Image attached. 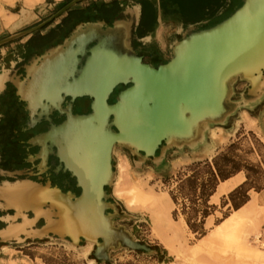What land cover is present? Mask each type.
<instances>
[{
  "label": "water",
  "instance_id": "water-1",
  "mask_svg": "<svg viewBox=\"0 0 264 264\" xmlns=\"http://www.w3.org/2000/svg\"><path fill=\"white\" fill-rule=\"evenodd\" d=\"M80 1L71 0L44 23L1 40L0 46L41 29ZM136 5L137 18L132 15L133 6L123 11L130 18L111 25L104 21L76 25L61 43L33 57L22 79H10L16 96L26 103L30 127L41 117L50 121L53 110L65 112L62 123L52 124L32 143L44 149L46 143L56 146L81 189L74 196L49 183L34 182L61 196L63 209L70 211L76 226L73 235L47 232L32 239L53 235L80 249L91 243L89 255L98 264H112L110 253L119 250L163 254L117 224L131 216L117 212L105 189L114 180V147L123 146L140 160L153 161L161 160L172 147L195 149L211 126L222 125L237 108L230 100L236 80L248 83L249 96L264 94V89L252 93L251 85V79L264 77V0H240L228 16L207 27L188 25L170 46V58L156 66L145 63L131 45L132 28L140 19L141 7ZM122 24L127 30L120 29ZM14 81L21 84L23 92ZM119 86L125 88L109 103ZM66 96L72 100L88 97L90 112L72 114L70 106L63 111ZM43 208L59 219L64 213L48 201ZM45 227L44 221L35 231L42 232Z\"/></svg>",
  "mask_w": 264,
  "mask_h": 264
},
{
  "label": "rangeland",
  "instance_id": "rangeland-1",
  "mask_svg": "<svg viewBox=\"0 0 264 264\" xmlns=\"http://www.w3.org/2000/svg\"><path fill=\"white\" fill-rule=\"evenodd\" d=\"M65 1L0 0V41L44 23L62 8ZM90 2L93 0H84L74 7H84ZM120 2L124 10L136 5L135 0ZM228 15H220L205 27ZM197 28L201 27L197 25ZM185 30L186 27L175 20L162 19L159 15L146 40L168 60L170 46ZM25 40L6 43L0 48V73H10ZM248 88V83L239 79L232 84L230 100L237 108L222 125L211 126L195 149L172 147L164 152L161 160L153 161L140 160L123 146L114 147V180L106 190L117 212L131 216L117 220V224L125 226L136 240L163 254L119 250L110 253L112 264H264V194L257 195L264 191V94L253 98L248 95ZM227 159L239 163L243 174L249 176L244 189L250 188L248 192L253 203L234 227L221 233L212 245H208L210 247L200 248L202 237L214 232L226 218L236 215L229 197L220 203L213 198L212 201L218 203L216 206L204 203L200 198V184L208 181L210 173L215 172V162L230 170L231 163ZM135 186L140 189L142 201L128 206L116 190ZM236 200L239 201V197ZM159 206L163 213L157 217L155 213ZM0 210L8 211L1 207ZM203 210L209 214L206 218H203ZM31 215V212L27 213L29 218ZM2 220L9 222L5 218ZM43 225L42 219L33 228ZM188 226H203L205 234L200 236L199 231L193 232ZM2 243L6 245L0 247V264L96 263L89 255L91 245L81 250L53 235L42 240L24 238ZM242 244L246 248H242ZM254 253L262 258H256Z\"/></svg>",
  "mask_w": 264,
  "mask_h": 264
},
{
  "label": "flooded vegetation",
  "instance_id": "flooded-vegetation-1",
  "mask_svg": "<svg viewBox=\"0 0 264 264\" xmlns=\"http://www.w3.org/2000/svg\"><path fill=\"white\" fill-rule=\"evenodd\" d=\"M114 1L117 2L116 5L112 4ZM102 4L106 6L103 10H101ZM74 6L57 17L59 18L58 21H55L57 19L55 18L41 29L8 42L10 44L14 41L26 39L10 73H0V78H6L3 87L0 89V190L22 182H35L42 185L49 183L50 187L57 188L64 194L69 193L77 196L81 192V189L77 187L76 176L66 169L61 161L58 148L56 146L50 147L49 143H46V149H44L39 143H32L33 139L46 133L52 124L59 125L62 123L66 119L65 112L61 113L59 110H53L49 115L50 121L41 117L38 122L30 127V116L29 111L26 109V103L20 101L19 97L16 96V89L10 81L14 76H19L22 79L26 75V66L30 60L61 43L70 35L76 25L96 21H104L106 24L111 25L115 20L128 17L124 16L123 4L118 0H110L109 2L103 0L96 2V0H93L84 7L76 8ZM110 7L112 10L108 11L107 8ZM131 12L133 17L137 18L139 14L138 5H134ZM209 23V21H204L197 25L205 27ZM137 28L138 25L133 26L131 31L133 50L139 56H142L145 63L154 66L165 63L167 60L161 51L146 40L151 33L138 36ZM124 88L122 86L117 87L108 102H114L116 94ZM90 103L91 100L88 97L72 100L66 96L61 104V109L66 111L70 106L72 114H88ZM0 207L6 209L3 200H0ZM13 216V210H0V230L22 222L21 218L12 220ZM31 217L33 216L31 215ZM2 218H8L9 222H3ZM39 222H42V219H39L36 223ZM19 238L22 239L23 236ZM10 240L14 241L15 239ZM5 245L6 243L0 242V247Z\"/></svg>",
  "mask_w": 264,
  "mask_h": 264
},
{
  "label": "bare ground",
  "instance_id": "bare-ground-1",
  "mask_svg": "<svg viewBox=\"0 0 264 264\" xmlns=\"http://www.w3.org/2000/svg\"><path fill=\"white\" fill-rule=\"evenodd\" d=\"M120 29L122 31L127 30V25L126 24L120 25ZM5 81H6L5 77L0 78V89L3 87ZM14 82L19 86L21 92H23L24 90L21 87V84L18 83V81H14ZM251 85H252V93H257L260 90L264 89V77H255L251 79ZM239 177L237 178L235 177L231 181L218 186L217 192L215 193V195L213 194L214 197L212 198H214V200H217L220 194L227 192L230 188H232L234 185L239 183L241 181ZM116 193L119 197H122V199L126 201L128 206H131L134 202L141 203L142 201V195L140 193V189L138 188V186L128 188L125 190L118 189L116 190ZM0 200H3L5 202L6 209H12L14 211V216L12 217V220H15L17 218H21L22 220L20 224H16L14 226H7L5 229L0 230V239L3 241H8L10 239L21 241L24 238H29V237L33 238L37 236H42L47 232H52L60 236H63L64 234L73 235L75 231L76 225H74L73 223V219L69 213L70 211H68L67 209L65 210L63 209L65 202L64 200H62L61 196L53 189H50L48 187H42L33 182H22L1 189ZM46 201L50 203L52 208H55L57 206L59 207V209H61V211L64 212L62 216H60L61 217L60 219L54 215V212H52V210L46 211L45 208H43V204ZM252 203H253L252 200L250 201L248 200V202L244 204L241 208L235 210L234 213L236 215L226 218L214 232L208 233L207 235L202 237L200 239L201 243L198 246L201 248L203 246H208L210 244L212 245L214 240L220 237L221 233H223L225 230L229 228L234 227L236 222L240 219L241 214H243L245 210L249 208V204ZM156 210L157 211L155 214L157 217L158 215H161L163 213L162 207L160 206ZM29 212L32 213L33 215L32 218L27 217V213ZM55 214L58 215L56 211ZM39 219H43L46 225L45 229L42 232L35 231V228H33V225ZM20 236H23V238L20 239L19 238ZM88 245H91L92 248V244L88 243L83 247H81V250H85ZM241 247L246 248L244 244H242ZM253 255L256 258L259 257L262 258L261 257L262 255L258 253H254Z\"/></svg>",
  "mask_w": 264,
  "mask_h": 264
},
{
  "label": "trees",
  "instance_id": "trees-1",
  "mask_svg": "<svg viewBox=\"0 0 264 264\" xmlns=\"http://www.w3.org/2000/svg\"><path fill=\"white\" fill-rule=\"evenodd\" d=\"M69 1L71 0H66L64 4ZM136 3L141 7L137 33L138 36H143L154 30L159 15L162 19H172L186 27L204 21L212 22L220 15L230 14L240 5V0H137ZM112 4L116 5L117 2L114 1ZM105 8L106 6L102 4L101 10ZM107 9L108 11L112 10L111 7ZM227 160L228 163H231L230 170L221 168L215 162V172L210 173L208 181L200 184V198L204 200V203L208 202L209 197L213 194L219 181H224L242 171V167L239 163L229 159ZM245 177L246 180L228 194L231 206L234 210H238L248 202L249 198L247 193L250 188L244 189V186L248 183L249 176L247 175ZM191 183L196 185V182L194 181ZM237 197H239V201L236 200ZM202 213L203 218H206L209 215L206 210H203ZM188 227L193 232L199 231L200 236L205 234L203 226Z\"/></svg>",
  "mask_w": 264,
  "mask_h": 264
},
{
  "label": "crops",
  "instance_id": "crops-1",
  "mask_svg": "<svg viewBox=\"0 0 264 264\" xmlns=\"http://www.w3.org/2000/svg\"><path fill=\"white\" fill-rule=\"evenodd\" d=\"M103 1H105V2H109L110 0H103ZM118 1H121V0H118ZM241 174H242V175H241ZM239 176H240V178H242L241 181H240L239 183H237L236 185H234L232 188H230L227 192L220 194V195L218 196V203H220L222 200L224 201V199H228V194H229L231 191H233L236 187H238L240 184H242V183L246 180V177H245V175L243 174V172L240 171V172L236 173L235 175H233V176H231V177L225 179L224 181H219V182H218V184L216 185V187H215V189H214V192H213L214 195H215V193L217 192L218 186H220V185H222V184H225V183L231 181L232 179H234L235 177L237 178V177H239ZM222 182H223V183H222ZM213 194L209 197L208 203H210V204L216 206L218 203L212 201V199H213L212 197H214ZM261 194H264V191H260L259 193H257V195H261ZM248 198H249L248 200H250V194H249V192H248ZM229 204H230V203H229ZM229 204H227L226 206H228Z\"/></svg>",
  "mask_w": 264,
  "mask_h": 264
}]
</instances>
